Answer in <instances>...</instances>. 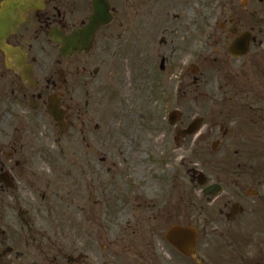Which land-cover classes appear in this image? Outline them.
<instances>
[{"label": "flooded vegetation", "instance_id": "1", "mask_svg": "<svg viewBox=\"0 0 264 264\" xmlns=\"http://www.w3.org/2000/svg\"><path fill=\"white\" fill-rule=\"evenodd\" d=\"M124 57L135 58L126 90L142 69L173 91L180 74L176 103L209 97L218 77L224 117L202 141L219 128L217 139L194 152L216 181L178 148L191 136L132 166L123 151L119 162L94 159L89 138L101 128L91 130L88 88L106 69L116 78ZM75 133L85 148H65ZM232 134L264 137V0H0V264H160L168 230L195 226L170 222L191 214L193 185L229 224L196 226V254L182 259L264 264V225L231 224L248 205L264 210V162L251 147L226 148ZM131 200L140 202L128 221Z\"/></svg>", "mask_w": 264, "mask_h": 264}, {"label": "rangeland", "instance_id": "2", "mask_svg": "<svg viewBox=\"0 0 264 264\" xmlns=\"http://www.w3.org/2000/svg\"><path fill=\"white\" fill-rule=\"evenodd\" d=\"M101 59L97 58L96 66L101 65ZM109 60V58H106ZM123 59V58H122ZM129 61V62H128ZM135 63V58L124 57L123 65L119 67V72L116 78L108 79L109 70L106 69L99 77L93 87L88 88L91 93V130L95 129V125H99L100 132H91L92 150L95 154V160H101L102 156H108V159L114 161H121L120 152L127 153L129 155V161L132 162L129 166L134 165L141 160L147 159L149 155L158 156L161 152L166 150L167 152L176 148L174 136L180 127L187 126L191 120L199 117L205 118V125L200 134L191 136L184 140L178 148H190L192 169L197 167L201 170H205L206 174L210 176L211 181H216V169L207 170L200 165V153L194 154L195 150H201L203 148H211L212 141L217 139V128L215 134L208 138V143L205 144L202 140L207 139V135L211 132V127L215 123L222 121L224 115H219V103L214 104L221 95H216V88L218 86V77L214 76L210 79L211 87L204 89L210 96L201 98L200 94H193L192 99L179 103V100H171L170 96H178V73L174 74V81H176L175 91L172 89L170 78L162 79L163 87L155 88V82L153 74L146 70H141L140 73L143 76V82L137 85L135 73H132L131 81L132 86H129L126 90L128 83V77L124 71L128 65ZM130 68H135L133 65ZM258 76V74H256ZM87 89L81 90L82 95ZM166 91L168 95L164 94L156 95V92ZM129 94V96L127 95ZM197 99H194L196 98ZM179 109L183 113V119L176 125H170L168 122V116L172 110ZM188 116H192L190 119ZM143 117V118H142ZM110 131V132H109ZM234 133V132H233ZM236 135V133H235ZM234 134L227 137L225 144H231L226 148H252L258 151L259 158L264 162V137L255 138L251 135L245 137H237ZM67 140V139H66ZM70 141L68 144L64 143L65 148H85V143L82 141V136L75 133L74 136H68ZM256 140V142H255ZM52 138H49V147L51 146ZM89 141V142H90ZM236 143V146L233 144ZM255 143V144H254ZM258 148V149H257ZM164 149V150H163ZM183 154L186 152L183 149L180 150ZM128 166V167H129ZM174 167L178 169V164L175 163ZM210 172H209V171ZM135 172V169H133ZM182 180V179H181ZM192 198L196 201L191 214L185 216L184 212L178 213L170 219V222L178 223H192L193 225L206 230L207 225H226L229 222L226 218L220 215L219 205L212 204L204 200L200 196V187L197 185L192 186ZM195 196V198H194ZM140 201H129V210L127 220H132L133 215L136 213V209L133 206H138ZM250 202V201H248ZM175 209L177 201L174 202ZM252 204V203H251ZM185 208V207H184ZM241 218L231 224H240L250 229L253 227L264 225V210L262 204L257 205L255 210H251L249 205ZM209 217V219H207ZM165 220V219H164ZM246 228V230H250ZM168 228H163V234H165ZM262 229V228H261ZM208 233L209 230H207ZM208 236H203L200 241L199 247L202 248L206 244ZM263 241V235L260 238ZM251 249L254 246L250 247ZM202 254V251H199ZM159 262L160 264H187L188 260H184L183 255L179 253L174 247H172L165 239H161L158 245ZM234 264H243L239 260H234Z\"/></svg>", "mask_w": 264, "mask_h": 264}, {"label": "water", "instance_id": "3", "mask_svg": "<svg viewBox=\"0 0 264 264\" xmlns=\"http://www.w3.org/2000/svg\"><path fill=\"white\" fill-rule=\"evenodd\" d=\"M57 117L56 115H54ZM181 117L177 111L172 112L170 115V123L174 124ZM202 120L197 118L191 122V124L184 129L179 130L175 135V141L179 144L182 137L195 134L202 126ZM204 179L201 177L200 183H204ZM198 229L193 226H181L174 225L171 227L166 235V238L170 244H172L177 250L186 256H194L197 249Z\"/></svg>", "mask_w": 264, "mask_h": 264}]
</instances>
